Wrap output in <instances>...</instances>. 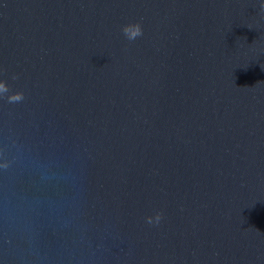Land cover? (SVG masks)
Instances as JSON below:
<instances>
[{
    "label": "water",
    "instance_id": "obj_1",
    "mask_svg": "<svg viewBox=\"0 0 264 264\" xmlns=\"http://www.w3.org/2000/svg\"><path fill=\"white\" fill-rule=\"evenodd\" d=\"M261 2L0 0V264H264Z\"/></svg>",
    "mask_w": 264,
    "mask_h": 264
},
{
    "label": "clouds",
    "instance_id": "obj_2",
    "mask_svg": "<svg viewBox=\"0 0 264 264\" xmlns=\"http://www.w3.org/2000/svg\"><path fill=\"white\" fill-rule=\"evenodd\" d=\"M260 8L261 11L264 12V2H261ZM122 32L129 41H133L143 34L142 28L139 23L125 25L122 28ZM13 79H16V77L14 76ZM8 93H9V87L6 85L5 82L0 81V97H3L5 96V94H7L6 97L9 103H17L24 99L23 93L20 92H15L11 94ZM3 167H7V165H3ZM146 219L149 224H152L154 222L158 223L161 219V215L157 213L154 218L148 217Z\"/></svg>",
    "mask_w": 264,
    "mask_h": 264
}]
</instances>
